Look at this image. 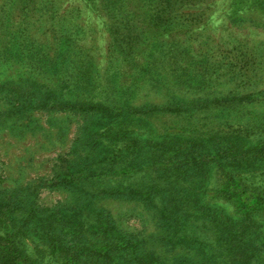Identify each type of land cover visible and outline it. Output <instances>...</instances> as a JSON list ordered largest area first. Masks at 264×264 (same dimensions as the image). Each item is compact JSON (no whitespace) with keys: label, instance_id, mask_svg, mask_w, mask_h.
Returning <instances> with one entry per match:
<instances>
[{"label":"rangeland","instance_id":"rangeland-1","mask_svg":"<svg viewBox=\"0 0 264 264\" xmlns=\"http://www.w3.org/2000/svg\"><path fill=\"white\" fill-rule=\"evenodd\" d=\"M5 203L0 254L21 264H67L51 248L67 221L83 263L264 264V13L0 0Z\"/></svg>","mask_w":264,"mask_h":264},{"label":"trees","instance_id":"trees-1","mask_svg":"<svg viewBox=\"0 0 264 264\" xmlns=\"http://www.w3.org/2000/svg\"><path fill=\"white\" fill-rule=\"evenodd\" d=\"M248 2L250 3V5L254 8H256L257 10H259L260 12H263L264 13V0H248ZM97 136H94V138H96ZM134 192L132 191H129V190H125V192H120V191H105L103 192V195L105 196H109V197H128L129 195H133ZM139 195H143L142 193H138V194H134L135 198H138V199H141L139 197ZM133 196V197H134ZM150 195L148 196V198L146 199V201H150ZM151 202V201H150ZM8 204H0V207L1 208H5L7 207ZM200 206V205H199ZM201 207V206H200ZM7 209V208H6ZM59 213L57 212V215ZM103 214V213H102ZM179 214L181 216H184L185 217V221H186V218L189 216V215H184L182 212H172L171 215H176V216H179ZM103 221H106L107 222V226L103 227L102 223ZM109 220L106 216H100V220L98 222V225H99V229L97 230L98 232H106L108 231L110 228V225H109ZM68 223V229L70 230V227L72 228L70 231L72 232H67L66 234H63L62 238L60 239L59 237H61L62 235V229H61V233H60V236H57L52 242H51V248H52V251H53V254H55V256H60L61 258H64L67 262V264H112L113 262L110 260V256L108 255V252L106 251V253H102L104 250L106 249H97L95 251H93L92 253H90L89 255H91L93 258H96L94 260V262H80L79 258H80V255L83 254V251H86L87 248L85 247H78V244L75 240L78 241L79 238H83L82 237V234L80 235L79 232H76V231H73V227H76L77 224L76 223ZM32 227V226H31ZM35 228H37L35 226ZM41 227H39V230H40ZM31 229V228H30ZM65 229V228H63ZM31 231H33L31 229ZM60 230H58L59 232ZM58 235V233H56ZM223 236H220V241L219 242H225L223 240ZM64 237V238H63ZM65 237H69V240L68 241H65ZM126 245L128 246V241H126ZM12 245V243H11ZM127 246L124 248V245H123V248L124 249H127ZM15 248L13 246H11V249L10 250H7L5 252L2 253V255L0 254V264H21L22 262L19 263L20 261V258L19 256L13 254L12 252H14ZM241 249V248H239ZM12 251V252H11ZM88 256V254H85Z\"/></svg>","mask_w":264,"mask_h":264}]
</instances>
